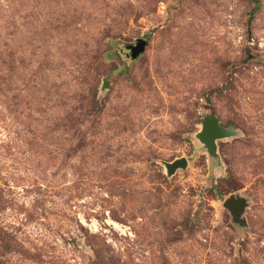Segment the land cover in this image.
<instances>
[{
    "label": "rangeland",
    "instance_id": "374dc122",
    "mask_svg": "<svg viewBox=\"0 0 264 264\" xmlns=\"http://www.w3.org/2000/svg\"><path fill=\"white\" fill-rule=\"evenodd\" d=\"M0 264H264V0H0Z\"/></svg>",
    "mask_w": 264,
    "mask_h": 264
},
{
    "label": "water",
    "instance_id": "95a60500",
    "mask_svg": "<svg viewBox=\"0 0 264 264\" xmlns=\"http://www.w3.org/2000/svg\"><path fill=\"white\" fill-rule=\"evenodd\" d=\"M146 45V41L140 38L136 39L133 44L126 45L125 48L128 50L129 58L135 60L143 53ZM233 134V130L222 127L218 120L211 116L200 123V130L195 137L202 143L208 155L215 156V141L228 138ZM164 167L166 175L170 176L176 169H184L186 161L184 158H178L165 164ZM222 207L230 213L232 222L240 223L239 217L244 208V203L240 198L230 196L222 202Z\"/></svg>",
    "mask_w": 264,
    "mask_h": 264
},
{
    "label": "flooded vegetation",
    "instance_id": "af4514ba",
    "mask_svg": "<svg viewBox=\"0 0 264 264\" xmlns=\"http://www.w3.org/2000/svg\"><path fill=\"white\" fill-rule=\"evenodd\" d=\"M128 51V50H127Z\"/></svg>",
    "mask_w": 264,
    "mask_h": 264
}]
</instances>
